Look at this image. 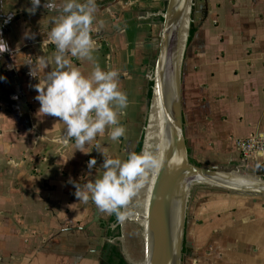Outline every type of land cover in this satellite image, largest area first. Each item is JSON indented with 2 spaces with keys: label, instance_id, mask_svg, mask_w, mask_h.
Instances as JSON below:
<instances>
[{
  "label": "crops",
  "instance_id": "0c3cea01",
  "mask_svg": "<svg viewBox=\"0 0 264 264\" xmlns=\"http://www.w3.org/2000/svg\"><path fill=\"white\" fill-rule=\"evenodd\" d=\"M43 2L31 13L30 0H0V38L8 46L0 53V264H117L114 240H106L102 228L110 214L78 201L69 180L98 178L101 151L125 159L140 141L151 143L156 42L167 0H95L93 58L102 70L120 74L125 134L111 141L106 127L80 150L72 140L57 142L65 125L41 115L34 99L38 79L29 76L30 66L43 75L40 59L55 52L47 34L59 19ZM190 18L196 30L183 52L179 84L189 158L196 166L243 174L262 189L264 156L242 161L235 142L264 132V0H192ZM66 58L90 74V61ZM141 251L140 264L144 246ZM181 264H264V195L194 189Z\"/></svg>",
  "mask_w": 264,
  "mask_h": 264
},
{
  "label": "clouds",
  "instance_id": "9594fccd",
  "mask_svg": "<svg viewBox=\"0 0 264 264\" xmlns=\"http://www.w3.org/2000/svg\"><path fill=\"white\" fill-rule=\"evenodd\" d=\"M30 2L32 7L28 11L34 13L41 0ZM42 6L58 13L59 19L47 34V42L54 45L55 52L50 59H40L43 75L38 77L31 66L28 73L38 79L33 87L37 93L34 99L39 102V113L59 118L65 128L57 142L67 144L72 140L75 150L83 148L97 135L103 136L106 127L109 129L108 139L117 141L125 134L119 117L127 107V96L119 90V72L115 69L102 70L93 58L94 43L90 26L97 7L95 0H63L62 4H57L55 0H44ZM24 35L31 37L28 32ZM6 50L8 46L0 38V53ZM66 54L90 61V74L84 76L71 66ZM50 63H54L55 67L44 71ZM4 79L0 75V80ZM258 139L264 141V132L258 133ZM251 143L254 146L257 139L254 138ZM100 147L96 145V148ZM99 153L103 155L99 177L83 184L71 180L69 183L73 184V194L78 201H91L98 210L114 214L118 221H123L131 197L143 186L149 171L159 166L158 156L143 151H128L126 158L120 159L102 151ZM255 155L264 156V147L256 149ZM9 164L17 166L12 160ZM95 164V158L90 157L87 167L92 169Z\"/></svg>",
  "mask_w": 264,
  "mask_h": 264
},
{
  "label": "water",
  "instance_id": "95a60500",
  "mask_svg": "<svg viewBox=\"0 0 264 264\" xmlns=\"http://www.w3.org/2000/svg\"><path fill=\"white\" fill-rule=\"evenodd\" d=\"M191 7L192 0H167L156 42L158 53L151 97L155 118L151 144L159 166L147 174L141 206L132 214L138 217L126 215L117 223L122 226L130 217L141 226L142 264H181L185 215L194 189L208 187L240 194L253 193L256 189L264 195V187L259 189L260 184L243 174L216 171L189 161L180 115L179 84Z\"/></svg>",
  "mask_w": 264,
  "mask_h": 264
},
{
  "label": "flooded vegetation",
  "instance_id": "af4514ba",
  "mask_svg": "<svg viewBox=\"0 0 264 264\" xmlns=\"http://www.w3.org/2000/svg\"><path fill=\"white\" fill-rule=\"evenodd\" d=\"M151 149V144H148L147 146L142 147L141 152L143 151L151 153ZM147 179H145L146 182L144 181L143 186L131 197L125 209L126 213L129 211L134 212L136 209L140 208V202L144 197ZM126 220L127 221H125L122 226L118 225V222L116 223L119 226V236L115 237L112 240H114V244L117 248L118 258L120 259L121 257H123L126 261L130 262V259L128 257H131L132 259L135 258V260L142 259L141 250H143V238L141 226L134 221H132L131 223L128 221V219Z\"/></svg>",
  "mask_w": 264,
  "mask_h": 264
},
{
  "label": "trees",
  "instance_id": "16d2710c",
  "mask_svg": "<svg viewBox=\"0 0 264 264\" xmlns=\"http://www.w3.org/2000/svg\"><path fill=\"white\" fill-rule=\"evenodd\" d=\"M195 30L196 29L193 26V24L190 23L189 28H188L187 40H186V47L190 43V41L192 40V37L195 33ZM150 97H151V84H150V89L148 92V100H150ZM141 149H142V141H140L139 144L137 145L135 152L140 153ZM187 152L189 154L188 150H187ZM189 161L191 164H193L192 160L189 159ZM193 165H195V164H193ZM117 222H118V220H117L116 216L114 214H110L107 221L102 223V228L104 230V238L106 240H112L115 237L119 236V226L116 224ZM111 263H112V261H111ZM116 263L117 264H129L123 257L118 259Z\"/></svg>",
  "mask_w": 264,
  "mask_h": 264
},
{
  "label": "built area",
  "instance_id": "2783aa9c",
  "mask_svg": "<svg viewBox=\"0 0 264 264\" xmlns=\"http://www.w3.org/2000/svg\"><path fill=\"white\" fill-rule=\"evenodd\" d=\"M256 138L257 143L253 146L251 141ZM236 147L241 155L242 161L255 155V150L264 147V142L258 139V136H252L245 140H240L235 142ZM256 156V155H255Z\"/></svg>",
  "mask_w": 264,
  "mask_h": 264
},
{
  "label": "rangeland",
  "instance_id": "374dc122",
  "mask_svg": "<svg viewBox=\"0 0 264 264\" xmlns=\"http://www.w3.org/2000/svg\"><path fill=\"white\" fill-rule=\"evenodd\" d=\"M151 143H153V142L151 141ZM151 143H150V144H151ZM151 146H152V147H151V148H152V149H151V151H152L151 154H154V151H153V146H154V144H153V145L151 144ZM145 190H146V189H145ZM133 213H134V212H132V211L130 212V211H129V212L126 213V215L129 216L130 214H133ZM127 219H128L129 222L131 221V223H132V220H133L132 218L129 217V218H127ZM106 221H107V219H105L104 222H106ZM103 233H104V231H103ZM133 253H136V252H133ZM134 257H135V256H134ZM128 258L130 259V262H132V263H134V264H138V263L141 262V259H137V260H135V258H133V259H132L131 257H128Z\"/></svg>",
  "mask_w": 264,
  "mask_h": 264
},
{
  "label": "bare ground",
  "instance_id": "6f19581e",
  "mask_svg": "<svg viewBox=\"0 0 264 264\" xmlns=\"http://www.w3.org/2000/svg\"><path fill=\"white\" fill-rule=\"evenodd\" d=\"M146 179H147V178H146ZM145 182H146V181H145ZM142 192H143V191H142ZM141 197H142V196H141ZM141 197H139V198H141ZM131 203H132V202H131ZM129 216H132V214H130ZM139 216H140V215H139ZM133 217L137 218L138 216L135 215V216H132V218H133ZM140 217H141V216H140ZM126 221H127V220H126ZM130 222H131V221H130Z\"/></svg>",
  "mask_w": 264,
  "mask_h": 264
}]
</instances>
